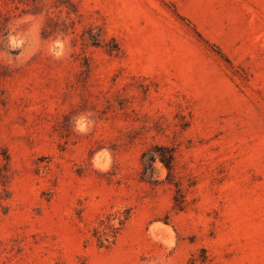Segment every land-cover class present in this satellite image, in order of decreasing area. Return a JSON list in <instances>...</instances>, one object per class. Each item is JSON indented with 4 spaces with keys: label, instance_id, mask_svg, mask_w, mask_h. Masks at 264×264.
<instances>
[{
    "label": "rangeland",
    "instance_id": "374dc122",
    "mask_svg": "<svg viewBox=\"0 0 264 264\" xmlns=\"http://www.w3.org/2000/svg\"><path fill=\"white\" fill-rule=\"evenodd\" d=\"M0 264H264V0H0Z\"/></svg>",
    "mask_w": 264,
    "mask_h": 264
},
{
    "label": "trees",
    "instance_id": "16d2710c",
    "mask_svg": "<svg viewBox=\"0 0 264 264\" xmlns=\"http://www.w3.org/2000/svg\"><path fill=\"white\" fill-rule=\"evenodd\" d=\"M162 150L165 151V153H162L160 156L161 161L169 168H171L173 166V162H174V153L172 152V150L169 147H161ZM155 155L152 156L151 160L154 161L155 160ZM181 201H179L180 204Z\"/></svg>",
    "mask_w": 264,
    "mask_h": 264
}]
</instances>
